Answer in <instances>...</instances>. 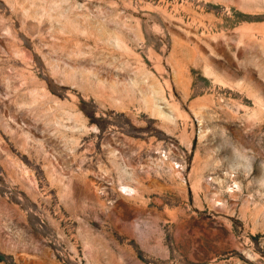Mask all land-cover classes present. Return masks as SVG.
<instances>
[{"label":"rangeland","instance_id":"rangeland-1","mask_svg":"<svg viewBox=\"0 0 264 264\" xmlns=\"http://www.w3.org/2000/svg\"><path fill=\"white\" fill-rule=\"evenodd\" d=\"M0 264H264V0H0Z\"/></svg>","mask_w":264,"mask_h":264},{"label":"bare ground","instance_id":"bare-ground-1","mask_svg":"<svg viewBox=\"0 0 264 264\" xmlns=\"http://www.w3.org/2000/svg\"><path fill=\"white\" fill-rule=\"evenodd\" d=\"M128 191L130 190V188L129 189H127ZM132 190V189H131Z\"/></svg>","mask_w":264,"mask_h":264}]
</instances>
